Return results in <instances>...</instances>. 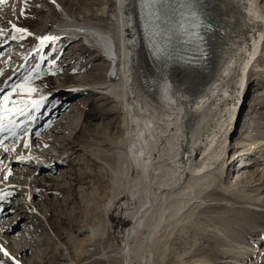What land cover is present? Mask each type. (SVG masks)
<instances>
[{"label": "rangeland", "instance_id": "rangeland-1", "mask_svg": "<svg viewBox=\"0 0 264 264\" xmlns=\"http://www.w3.org/2000/svg\"><path fill=\"white\" fill-rule=\"evenodd\" d=\"M112 1L5 0L0 10L14 6L18 13L15 23L21 28H25L28 18L37 17L48 30L59 19L65 18V14L74 22L105 28ZM257 2L264 12V0ZM21 7L25 8L24 17L19 16ZM36 8L46 9L47 13L34 16ZM49 8L55 13L50 14ZM9 21L6 19L0 28L10 32ZM9 32L0 38V42L6 38L14 41ZM37 36L31 33L15 42L21 49L34 51L39 45ZM59 42L49 43L42 51L21 59L22 70L17 71H20L18 77L12 82L7 79L10 74L6 75L8 68L15 66L9 65L11 58L4 61V67L0 69V89H4L0 99L11 91V84L21 82L37 63L39 75L34 74L30 84L39 86L37 93L47 97L40 111L34 113L40 118L33 122L27 136L22 134L16 140L8 138L7 134L0 137L4 146L12 149L5 152L0 147V190L21 194L23 201L18 204L15 199L10 201L12 195L0 201L3 207L0 211V242L7 229L13 231L11 236L6 235L8 240L2 241L0 246L19 264H34L30 262L32 257L40 261L39 252L44 258L35 264H122L118 253L125 231L131 225L127 213L136 209L138 203L115 183L122 180L114 172L125 159L121 153L125 149L122 138L126 135L127 125L119 104L88 85L103 80L94 77V73L97 64L100 67L105 64L101 71L104 77L107 54L82 41L62 39ZM260 42L257 63L264 65V38ZM8 46L0 45V58L3 53L8 55ZM206 46L204 43L205 54L208 53ZM53 47L55 53L47 57ZM94 54L97 57L92 58ZM146 54V51L142 53L141 64L144 72L149 73L146 78L149 82L155 76L152 77L148 68ZM41 56L46 59L41 60ZM57 56L61 58L50 65L48 61ZM201 65L204 62L198 68ZM187 72L190 74L183 68L177 69L179 74L187 75ZM260 76L264 73L256 72L252 76L256 78L243 87V100L240 99L241 107L227 137L222 167L205 172V176L196 181L197 186L193 189L196 198L189 202L187 218L179 219L165 230L160 225L149 237L145 228L137 233L131 241L133 249H138L139 258H135L134 264H264V179L257 180L264 172V78ZM180 80L177 79L178 88L184 86L180 82L189 83ZM142 88L147 91L145 84ZM14 96L12 93L10 99L16 100ZM6 106L12 107L11 103ZM14 119L19 122L21 117L17 115ZM56 129L57 132H53ZM24 140L30 148H24ZM233 143L237 147L232 148ZM232 154L239 156L231 159ZM21 156L25 158L23 161L17 159ZM28 157L32 159L28 160ZM251 162L255 163L248 164ZM128 167L127 176L133 180L138 178L139 170L131 165ZM9 171L5 181L4 175ZM236 174H241L243 179L233 184ZM121 183L118 185L122 186ZM261 185L263 188L260 189ZM26 206L29 212L24 208ZM21 211L23 219L16 217ZM40 223L43 231L39 234L34 231L28 238L32 247L21 253L17 249L23 245L20 237L37 231ZM0 260L10 264L2 253Z\"/></svg>", "mask_w": 264, "mask_h": 264}, {"label": "bare ground", "instance_id": "bare-ground-1", "mask_svg": "<svg viewBox=\"0 0 264 264\" xmlns=\"http://www.w3.org/2000/svg\"><path fill=\"white\" fill-rule=\"evenodd\" d=\"M55 3L59 6V3ZM205 4L208 5L206 11L214 27L205 36L208 57L204 53L205 58L200 62H204V65L199 68L197 66L194 70L183 68L190 72L187 75L177 73L176 69L172 73L161 68L159 76L150 79L151 83L146 81L149 73L144 72V65L141 64L142 53L146 50L137 27L134 0L112 1L108 25L105 27L108 31L104 27H91L79 23L80 21L69 20L67 14L65 18L54 22L48 30L44 29L37 17H30L25 22V29L39 37L58 36L57 43L62 39L82 41L107 54L108 65L104 77L101 71L105 64L102 67L97 64V72L94 73V77L103 80L101 83L88 85L96 88L95 92L110 96L119 104L127 125L126 135L122 138L125 149L121 153L125 159L121 160L123 163L114 172L116 177L119 175L118 178L122 179V186L118 185V179L115 183L117 188L122 187L128 195L135 197L138 203L131 213L127 211L131 225L125 231L118 253L122 264H134L135 258H139L138 249H133L131 241L142 229H146L149 237L160 225L165 230L179 219L189 216L186 211L191 199L196 198L193 195L196 181L205 176V172L222 167L227 137L241 107L240 99L243 100V87L256 78L252 77L256 72L264 73V65L257 63L262 45L260 40L264 38V12H261L257 0H206ZM49 9L50 14L55 13L52 8ZM46 13V9L36 8L34 16H44ZM17 14L12 6L6 10L1 9L0 24L6 19L15 23L18 20ZM7 32L9 30L5 34ZM2 36L4 35H0V38ZM30 40L33 41L31 38ZM49 43L43 47H47ZM5 44L10 45L7 47L9 50L18 52L9 56L3 53L0 58V69L4 67L3 62L10 58L9 65H15L9 67L6 74H10L7 79L12 82L22 70L21 59L32 56L37 51L36 48L34 51L26 48L21 50L20 47L13 46L8 38L0 42V45ZM259 46L260 49L257 50ZM208 47L212 49L209 50ZM95 57L97 56L94 54L92 58ZM145 68L147 69L146 65ZM148 68L151 72L150 67ZM18 70L20 71L17 72ZM177 79H184L189 83L180 82L184 86L178 88ZM143 84L147 86V91L142 88ZM35 88L38 89L39 86ZM37 91L32 93L33 99L41 96ZM14 97L18 99L16 93ZM53 132H57V129ZM5 135L6 133L3 137ZM233 147L237 145L233 143ZM234 156L232 154L231 159L239 155ZM253 163L255 162L248 164ZM129 165L139 170L138 178L133 180L127 176ZM187 175L189 177L185 184ZM252 175L253 173L248 177ZM262 178L264 179V172L257 180ZM242 179L241 174H236L232 183ZM261 187L263 188L262 185L259 188ZM20 202H23L22 198L17 204ZM24 208L27 209V206ZM18 211L19 209L16 213ZM22 212L17 215L15 213L16 217L23 219L20 216ZM37 227V231L33 230L20 237L23 245L17 249L21 253L32 247L28 238L34 231L38 234L43 231L41 223ZM11 233L13 231L7 229L1 242H6V235L11 236ZM42 254L38 253L40 261L32 257L30 262H42Z\"/></svg>", "mask_w": 264, "mask_h": 264}, {"label": "snow or ice", "instance_id": "snow-or-ice-1", "mask_svg": "<svg viewBox=\"0 0 264 264\" xmlns=\"http://www.w3.org/2000/svg\"><path fill=\"white\" fill-rule=\"evenodd\" d=\"M4 4L5 0H0V6ZM137 6L140 10L144 40L150 47L151 55L157 61L164 62L166 66L176 62L194 70L204 58L202 45L205 42V34L213 31L214 27L206 11L208 5L204 0H137ZM19 16H25V8H20ZM9 23L11 31L8 35L12 40H23L25 36L31 35L27 29L18 27L16 23L11 21ZM0 35H5L2 28H0ZM37 39L39 45L36 47V51L40 52L43 46L49 42L51 45H55L59 37L44 35ZM177 41L181 45L180 48L177 47ZM55 51L56 49L53 47V51L47 53V57H51ZM60 58L57 56L55 60L48 62L50 65H54ZM40 59L44 60L46 57L41 56ZM0 74H2V70H0ZM34 74L39 75V63L28 75L23 76L22 82L11 84V91L0 99V135L6 133L7 137L13 140L18 139L22 134L27 136L33 122L40 118L34 113L40 111L47 97L41 95L39 99L32 98V93L37 91L30 84ZM5 86L8 87L7 83ZM3 91L4 89H0V93ZM12 93H16L18 99L11 100ZM8 103H11L12 107H7ZM17 115L21 117L19 122L14 119ZM23 143L25 149L30 148L27 140H24ZM0 147H3L5 152L12 151L4 146L2 139H0ZM17 159L23 161L25 158L21 156ZM27 159L31 160L32 158L28 157ZM8 175H10V171L4 175L5 181L8 179ZM11 195V192L0 190V201L6 200ZM2 210L3 207L0 205V211ZM0 253L8 258L10 264H19V261H16L3 246H0ZM0 264H5V261L0 260Z\"/></svg>", "mask_w": 264, "mask_h": 264}, {"label": "water", "instance_id": "water-1", "mask_svg": "<svg viewBox=\"0 0 264 264\" xmlns=\"http://www.w3.org/2000/svg\"><path fill=\"white\" fill-rule=\"evenodd\" d=\"M134 5H135V9H136V13H137V27H138V31L140 33V36H141V40H142V43L145 47V50H146V57H147V61H148V65L151 69V73H152V77L153 76H156L158 75L159 76V72H160V69H166L170 72H172L174 69H178V68H186L188 69L187 67H185L184 65L180 64V63H176V62H172L171 64L169 65H165L164 62L162 61H157L152 55H151V52H150V47L148 46V44L146 43V41L144 40V33H143V28H142V21H141V18H140V10L137 6V0H134ZM177 45H179V41L176 42ZM173 73V72H172Z\"/></svg>", "mask_w": 264, "mask_h": 264}, {"label": "trees", "instance_id": "trees-1", "mask_svg": "<svg viewBox=\"0 0 264 264\" xmlns=\"http://www.w3.org/2000/svg\"><path fill=\"white\" fill-rule=\"evenodd\" d=\"M10 204V203H9ZM11 205V204H10Z\"/></svg>", "mask_w": 264, "mask_h": 264}]
</instances>
